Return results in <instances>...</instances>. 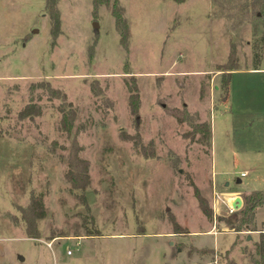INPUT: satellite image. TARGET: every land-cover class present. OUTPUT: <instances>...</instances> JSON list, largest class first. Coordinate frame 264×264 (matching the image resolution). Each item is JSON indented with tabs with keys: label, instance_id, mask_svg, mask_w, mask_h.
<instances>
[{
	"label": "rangeland",
	"instance_id": "1",
	"mask_svg": "<svg viewBox=\"0 0 264 264\" xmlns=\"http://www.w3.org/2000/svg\"><path fill=\"white\" fill-rule=\"evenodd\" d=\"M58 1L53 40L45 0H0V264L259 260L264 204L235 228L245 196L264 190V71L235 76L225 101L220 67L234 49L239 70L258 58L264 68V16L235 27L238 0H118L126 51L109 8L92 15L93 0ZM68 103L70 138L58 110ZM28 107L39 115L21 117ZM73 137L88 162L87 205L65 179ZM40 194L47 215L32 239L21 210ZM234 196L243 206L227 215Z\"/></svg>",
	"mask_w": 264,
	"mask_h": 264
},
{
	"label": "trees",
	"instance_id": "2",
	"mask_svg": "<svg viewBox=\"0 0 264 264\" xmlns=\"http://www.w3.org/2000/svg\"><path fill=\"white\" fill-rule=\"evenodd\" d=\"M46 1V11L50 18L51 22V31L52 39L55 40L60 34L61 19L59 18V11L57 5L58 0H45ZM107 7L110 10V15L114 19L116 33L119 34V44L120 46L127 51L128 41H129V27L126 17L124 16V9L120 6L118 0H93L92 1V15H96L97 11L101 7ZM234 13V26L238 27L240 24L244 23L250 19H260L264 16V0H238L232 4L230 7ZM261 44L264 46V34L260 38ZM235 50L232 49L228 55L223 66L220 67L224 72H227V79L223 83V90L225 95L228 94L230 77L233 71H238L239 67L237 64ZM261 59L255 63L254 69H257L260 66ZM47 87L48 92L53 98H60L62 103H65V94L61 93L58 89L51 88L48 84H44ZM130 95V107L131 113L136 116L139 101L138 94L135 85L132 87L128 86ZM58 106L60 112V127L61 130L70 138L71 130L73 128L74 119L76 116V111L73 108L71 103L67 104L68 110L64 108L65 105ZM40 111H31L28 108H25L21 111V117H31L33 115H39ZM173 117H176L181 121V117L177 115V111L172 112ZM199 130L203 133L204 138L209 142L211 141L210 125L206 124L199 125ZM81 147L79 146L76 137L71 139L69 148L67 149V159H66V175L65 179L69 184L72 192L78 191V199H80L83 204H86L85 192L90 188V176L88 170V162L81 158L80 156ZM245 206L240 211V221L239 225L235 228L236 232L242 231L244 227H250V225L255 220V209L262 207L264 204V190L251 192L245 196ZM204 214L206 217L211 218V212L205 211ZM47 215L45 206H43V195H32L28 207L24 210H21V220L25 223V234L28 238L38 239L40 233L38 230V222ZM221 219V218H220ZM224 220V219H222ZM227 224L231 222L224 220ZM260 239L257 244H255V251L259 260H255L253 264H264V233H260ZM205 252V251H202ZM227 264H236L233 261H230Z\"/></svg>",
	"mask_w": 264,
	"mask_h": 264
},
{
	"label": "crops",
	"instance_id": "3",
	"mask_svg": "<svg viewBox=\"0 0 264 264\" xmlns=\"http://www.w3.org/2000/svg\"><path fill=\"white\" fill-rule=\"evenodd\" d=\"M262 64H260V66L257 69L251 68V69H244V70H238V71H233L231 73V77H230V84H229V89H228V94L227 97L225 98L227 100H229L230 98V91H232V80L234 79L235 76H242V75H250V74H258L259 72H263L264 68L263 66H261ZM225 103V102H224ZM212 135V134H211ZM243 174V173H242Z\"/></svg>",
	"mask_w": 264,
	"mask_h": 264
},
{
	"label": "water",
	"instance_id": "4",
	"mask_svg": "<svg viewBox=\"0 0 264 264\" xmlns=\"http://www.w3.org/2000/svg\"><path fill=\"white\" fill-rule=\"evenodd\" d=\"M97 25L95 24V27ZM230 205L235 209V210H240L243 206V200L239 196H234L229 199Z\"/></svg>",
	"mask_w": 264,
	"mask_h": 264
},
{
	"label": "built area",
	"instance_id": "5",
	"mask_svg": "<svg viewBox=\"0 0 264 264\" xmlns=\"http://www.w3.org/2000/svg\"><path fill=\"white\" fill-rule=\"evenodd\" d=\"M244 175H245V172L243 173V174H241V177H244ZM216 195V194H215ZM238 210H235L231 205H230V203H229V201H228V207H227V215L228 214H233V213H235V212H237ZM262 234L264 233V231L263 232H261ZM69 254H70V252H69Z\"/></svg>",
	"mask_w": 264,
	"mask_h": 264
}]
</instances>
